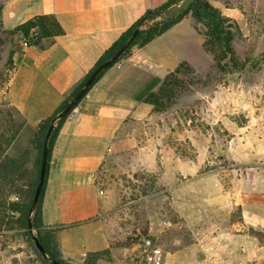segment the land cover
<instances>
[{"label":"crops","instance_id":"obj_1","mask_svg":"<svg viewBox=\"0 0 264 264\" xmlns=\"http://www.w3.org/2000/svg\"><path fill=\"white\" fill-rule=\"evenodd\" d=\"M167 1L0 0L1 72L6 66L0 103L12 122L0 130V162L6 156L18 159L40 125L121 35ZM43 14L54 15L64 33L22 49L23 35L10 32ZM203 43L192 16H186L152 41L133 45L104 69L66 116L52 148L42 202L43 227L53 232L65 262L143 264L140 242L130 241L131 229L112 207V156L123 150L136 124L157 113L146 98L170 73L182 64L193 72L211 70L213 57ZM261 213L241 211L234 217L230 212L228 228L198 243L182 245V239L175 238L164 264H181L185 253L196 264L201 249L211 264H264V242L255 234L264 226Z\"/></svg>","mask_w":264,"mask_h":264},{"label":"rangeland","instance_id":"obj_2","mask_svg":"<svg viewBox=\"0 0 264 264\" xmlns=\"http://www.w3.org/2000/svg\"><path fill=\"white\" fill-rule=\"evenodd\" d=\"M209 1L237 21L234 47L244 69L222 72L211 53L207 73L183 69L166 86L162 108L136 124L123 150L112 156V207L131 229L130 241L149 234L166 252L175 238L182 245L198 243L228 228L230 212L264 215V0ZM164 16L155 15L144 27ZM1 58L0 50V84L6 78ZM9 116L0 103V130L11 125ZM33 139L21 150L15 174L9 170L4 177L0 166V264H49L41 260L38 232L8 212L10 202L33 204L39 162ZM261 230L255 234L263 243ZM206 253L198 250L196 264H211ZM181 264L195 263L185 253Z\"/></svg>","mask_w":264,"mask_h":264},{"label":"trees","instance_id":"obj_3","mask_svg":"<svg viewBox=\"0 0 264 264\" xmlns=\"http://www.w3.org/2000/svg\"><path fill=\"white\" fill-rule=\"evenodd\" d=\"M180 1L182 0H168L164 5L156 9L147 11L126 32H124L121 35V37L105 52V54L98 61L94 69L104 61L110 59L118 51V49L128 41V39L131 37L135 29L139 27L141 28L138 36L135 38L133 43L125 50V52L122 54L121 57L117 59V61L120 58H122L124 55L128 54L133 45L135 44L144 45L152 41L155 37L163 34L169 28L179 23L182 19H184L188 15L192 16L195 27L204 36L205 38L203 43L204 48L206 49L207 52L213 55L215 59L214 60L215 64L220 71L229 72L230 70L244 69L246 61H240L234 47V42L237 39V37H239L240 35V28L237 21L232 17H229L226 14H224L220 9H218L212 3H210L209 0H195L187 10L182 11L175 16H164L162 20L154 22L152 25H148L147 27H144V25L155 16L156 12L166 11L167 9L176 5ZM200 25H203L205 27V30L200 29L199 27ZM10 33H21L22 35L25 36H29L31 34L33 36L31 39L32 45H36L39 44L44 38H53L57 35L63 34L64 29L60 24L59 20L54 15L43 14L28 20L27 22L20 25ZM185 68L193 72L190 66H187L186 64H182V66H180L175 72L170 73L165 78L163 84L158 90H154L147 95L146 99L155 105L156 111L157 109L158 110L161 109L163 106L162 100L164 97L165 88H167L166 86L169 84L171 77H173L177 73H181ZM93 70L88 74L86 79L74 89L72 94L61 105V107L56 111V113H54L51 117L46 119L40 125L36 133V136L33 139V143L39 149V162L37 164L38 174H37V180L35 181V188L39 182L42 152H43V146L47 131L52 121L54 119H57V115L66 107L69 101L81 90V88L84 86L87 78L90 76ZM67 115H64L58 120V123L56 126H54L53 132L51 134L49 140L48 166H49V160L51 158V152L55 138L59 132L60 126L62 125ZM5 143H8V140H6ZM4 149L5 148H3V150ZM0 166L2 167V174L5 177L9 170H12L11 173L15 174V170L20 169L21 161L20 159H13L10 158L9 156H6L2 159ZM19 175L20 174H18V176ZM46 177H47V173H46ZM45 184H46V178L38 204L34 209L33 216L30 215V209L32 208V203H29L25 207L21 208L17 206L15 203L10 202L8 204V208L11 211L8 212H12L13 215L20 214L19 220L24 224V226L30 227V223H31L32 228L38 232V239L40 243L43 245L45 252L48 255L47 257H45L40 251L41 260L43 262H47L49 264H55L54 261H57L59 264H69L60 257L53 232L43 227L44 221H43L42 202H43V192H44ZM2 222L3 219L0 220V225H2ZM88 264H94V263L89 262Z\"/></svg>","mask_w":264,"mask_h":264},{"label":"water","instance_id":"obj_4","mask_svg":"<svg viewBox=\"0 0 264 264\" xmlns=\"http://www.w3.org/2000/svg\"><path fill=\"white\" fill-rule=\"evenodd\" d=\"M195 0H184L182 3L175 5L174 7H171L167 9L166 11H161V12H156V16H161L163 14H166L168 16H175L179 14L182 11L187 10L190 5L194 2ZM140 27L135 29L134 32L132 33L131 37L128 39V41L123 44L118 51L108 60L104 61L100 65H98L93 72L90 74V76L87 78L84 86L81 88V90L69 101V103L66 105V107L57 115V118H61L64 115H67L72 111V109L77 105V103L80 101V99L87 93V91L90 89V87L94 84L97 76L106 68H108L110 65H112L119 57L122 56V54L125 52V50L133 43L135 38L138 36L140 32ZM55 120L54 119L47 131L45 141H44V146H43V152H42V159H41V169H40V176H39V182L37 184L36 190H35V195L33 199V204L32 208L30 210V214L34 211L35 207L38 204L40 195L42 193L44 183H45V178H46V173H47V168H48V154H49V140L51 137V134L53 132L54 126H55ZM30 228H32L31 223H30ZM35 242L41 253L47 257V253L45 252V249L43 245L40 243L39 239L35 237ZM55 264H59L57 261H54Z\"/></svg>","mask_w":264,"mask_h":264},{"label":"built area","instance_id":"obj_5","mask_svg":"<svg viewBox=\"0 0 264 264\" xmlns=\"http://www.w3.org/2000/svg\"><path fill=\"white\" fill-rule=\"evenodd\" d=\"M32 37L31 34L22 36V49H27L32 45ZM140 249L145 264H164L165 250L152 235L148 234L141 237Z\"/></svg>","mask_w":264,"mask_h":264}]
</instances>
